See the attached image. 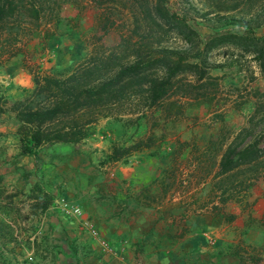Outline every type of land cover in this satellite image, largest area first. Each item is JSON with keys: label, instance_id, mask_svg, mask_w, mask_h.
<instances>
[{"label": "trees", "instance_id": "trees-1", "mask_svg": "<svg viewBox=\"0 0 264 264\" xmlns=\"http://www.w3.org/2000/svg\"><path fill=\"white\" fill-rule=\"evenodd\" d=\"M81 1L0 0V62L18 53L30 56L24 44L32 37H40L44 46L54 35L76 28L79 13L61 14L66 3L79 10L91 3L99 11L102 33H108L116 19L107 3L116 0ZM117 1L129 8L127 0ZM129 1L132 27L119 30L114 43H94L74 63L50 72L40 73L30 66L33 85L20 98L11 100L0 90V114L10 111L17 119L22 152L35 153L41 145L56 142H81L99 119L108 117L124 128L134 127L133 134L138 135L114 141L103 160L128 162L141 150L156 154L169 124L184 117L188 107L216 102L220 75L212 73L214 66L237 63L235 51H240L251 55L264 75V30L256 31L264 27V0L256 8L251 0H198L201 14L212 23L231 25L204 36L187 10L173 8L169 0ZM174 36L186 45H172ZM221 47L226 58L214 65L209 54ZM249 102L234 100L232 107L240 111ZM252 102L246 123L238 130L229 126L224 112L213 110L211 122L218 125L206 134L204 143L198 144L196 136L177 138L171 149L172 164L161 170L160 191H144V197L156 201L168 192H185L195 207L231 218L225 203L243 200L264 175V124L259 126L264 121L259 116L264 110V91ZM37 197L34 204L44 208L53 195L45 191Z\"/></svg>", "mask_w": 264, "mask_h": 264}, {"label": "crops", "instance_id": "crops-1", "mask_svg": "<svg viewBox=\"0 0 264 264\" xmlns=\"http://www.w3.org/2000/svg\"><path fill=\"white\" fill-rule=\"evenodd\" d=\"M80 33L76 27L56 34L44 46L40 37L30 38L24 49L34 56L18 53L0 62V90L20 98L33 85L30 66L46 73L78 60ZM204 107H188L185 124L174 126L181 140L205 142L198 125ZM17 124L12 112L0 114V264H264V175L243 200L225 203L232 215L226 218L195 207L185 192L144 197L160 191L161 170L172 164L167 137L156 154L141 150L128 162L110 161L103 159L111 144L137 136L134 127L105 117L81 142L29 153L20 149ZM45 191L51 202L36 206Z\"/></svg>", "mask_w": 264, "mask_h": 264}, {"label": "rangeland", "instance_id": "rangeland-1", "mask_svg": "<svg viewBox=\"0 0 264 264\" xmlns=\"http://www.w3.org/2000/svg\"><path fill=\"white\" fill-rule=\"evenodd\" d=\"M230 1H239V0H230ZM253 7L256 8L260 4L263 3V0H251ZM81 2H87V0H82ZM124 2V1H122ZM127 5L131 9V3L129 0L126 1ZM170 5L177 9H186L187 10V16L193 21L196 25V28L200 32L202 36L209 34L212 30H221L225 28H230L231 25L227 23H221V24H215L210 21L207 16H203L201 14L202 5L200 1L198 0H189V3H183L181 0H169ZM108 8H111L114 10V13L112 14V17L116 19V23L111 28V30L104 34L102 33V29L99 27V21H98V9L94 8L91 3H87L86 5H83V8L81 10L78 9V7L72 3H66L61 11V14H68L65 16H74L75 14L80 15V19L77 21V27L80 29L81 34V44H83V49L81 50V56L84 55L87 50L93 46L94 43L98 44L99 42H104L106 44H112L118 39V32L121 31H129V28L132 27V20H133V13L129 10L128 7L125 5H122L119 1H109ZM114 5V6H112ZM252 7V8H253ZM135 12H137V5L134 6ZM138 13V12H137ZM140 15V14H139ZM64 16V15H63ZM117 24V25H116ZM119 27V28H117ZM264 27H258L256 31L258 33L263 32ZM102 36V37H101ZM170 43L177 47L185 46L186 44L180 40L177 37H171ZM224 48H215L213 49L209 54V60L215 65L218 62H223L226 58V52H224ZM40 51V50H39ZM237 52V63L235 64H226L224 67L221 66H214L212 68V73L219 74V91L217 93V99L216 102L209 105H204L205 107L202 108L204 110V114H199L200 121L198 125H201L203 127V131H205L207 134L214 128L217 127L218 122H211V113L209 112L213 110H221L226 115V122L229 124V126L233 130H238L241 126H243L246 122V116L251 112L252 104L254 99L256 97H259V92L264 91V75L261 73L256 61H254L251 57V55L245 53H241L240 51ZM46 54V53H45ZM49 55L51 53L49 52ZM34 56V54L30 53L29 58ZM230 56V54L228 55ZM52 57V55L50 56ZM79 57V58H80ZM75 62V61H74ZM72 62V63H74ZM71 63V64H72ZM238 64L241 65L242 70L237 71ZM62 68V67H60ZM58 69V68H56ZM239 86L238 89H234L233 86ZM257 91V93H256ZM257 94V95H256ZM243 99H250L251 102L248 104H245L241 110L234 109L232 107V102L234 100H243ZM206 110V111H205ZM186 111V110H185ZM208 112V114H207ZM259 116H264V110L259 112ZM186 115L177 120L176 122H172L169 124L168 129L171 130V132L167 136V145L172 147L174 146V143L176 139H181V132L178 134L177 131H174V126L176 127V124L178 126H182L185 124L186 121ZM175 123V124H174ZM210 126H209V125ZM264 124V121H260L259 126ZM207 125L209 128H207ZM204 134V132L202 133ZM181 136V137H180ZM203 139L207 135H203ZM183 138V137H182ZM124 139V137H122ZM191 140V139H190ZM165 142V140H164ZM264 142V140H263ZM163 142H161L158 147H160ZM162 149V148H161Z\"/></svg>", "mask_w": 264, "mask_h": 264}, {"label": "built area", "instance_id": "built-area-1", "mask_svg": "<svg viewBox=\"0 0 264 264\" xmlns=\"http://www.w3.org/2000/svg\"><path fill=\"white\" fill-rule=\"evenodd\" d=\"M65 204V203H64ZM72 209L74 210V212H76L77 214H81L82 213V211H81V208H80V206L78 205V204H73L72 205ZM83 224L84 225H86L93 233H96V228L93 226V224H91V222L89 221V220H87V219H85V220H83ZM213 238L212 237H210L209 238V241L210 242H213ZM102 242L105 244L106 242H105V240H102Z\"/></svg>", "mask_w": 264, "mask_h": 264}]
</instances>
